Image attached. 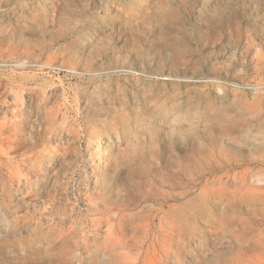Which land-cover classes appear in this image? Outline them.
<instances>
[{
  "label": "rangeland",
  "instance_id": "rangeland-1",
  "mask_svg": "<svg viewBox=\"0 0 264 264\" xmlns=\"http://www.w3.org/2000/svg\"><path fill=\"white\" fill-rule=\"evenodd\" d=\"M0 264H264V0H0Z\"/></svg>",
  "mask_w": 264,
  "mask_h": 264
},
{
  "label": "bare ground",
  "instance_id": "bare-ground-1",
  "mask_svg": "<svg viewBox=\"0 0 264 264\" xmlns=\"http://www.w3.org/2000/svg\"><path fill=\"white\" fill-rule=\"evenodd\" d=\"M187 203V202H186ZM186 203H185V206H186ZM183 204V203H182ZM180 207V206H179ZM184 208V207H183ZM201 208V207H200ZM179 209H181V208H179ZM207 209V208H206ZM201 211V210H200ZM208 211V210H207ZM202 212V211H201ZM209 213V212H208ZM212 213V212H211ZM203 214H204V212H203ZM213 215V214H212ZM208 216H209V214H208ZM103 217V216H102ZM202 217H204V216H202ZM101 220V219H100ZM207 220V219H206ZM216 223V222H215ZM218 225H219V223H218ZM154 225H152V227H153ZM219 228H221V227H219ZM183 232V231H182ZM186 232V231H185ZM211 232H213L212 230H211ZM214 232H216V231H214ZM217 233V232H216ZM215 235V234H214ZM136 236V235H135ZM135 238V237H134ZM157 246V245H156ZM177 247V246H176ZM177 249V248H176ZM113 250V249H112ZM177 251V250H176Z\"/></svg>",
  "mask_w": 264,
  "mask_h": 264
}]
</instances>
